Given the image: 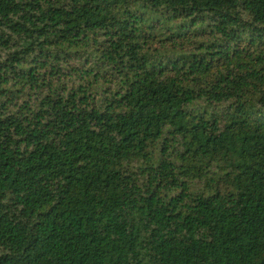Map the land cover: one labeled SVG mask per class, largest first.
Segmentation results:
<instances>
[{
  "label": "trees",
  "instance_id": "trees-1",
  "mask_svg": "<svg viewBox=\"0 0 264 264\" xmlns=\"http://www.w3.org/2000/svg\"><path fill=\"white\" fill-rule=\"evenodd\" d=\"M0 264H264V0H0Z\"/></svg>",
  "mask_w": 264,
  "mask_h": 264
}]
</instances>
